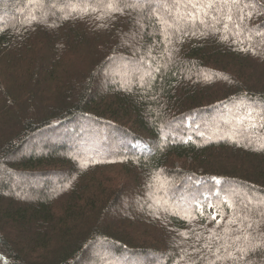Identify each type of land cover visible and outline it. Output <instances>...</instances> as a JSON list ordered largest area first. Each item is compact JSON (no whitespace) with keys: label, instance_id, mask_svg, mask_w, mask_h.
Listing matches in <instances>:
<instances>
[{"label":"trees","instance_id":"trees-1","mask_svg":"<svg viewBox=\"0 0 264 264\" xmlns=\"http://www.w3.org/2000/svg\"><path fill=\"white\" fill-rule=\"evenodd\" d=\"M140 1L0 0V63H26L0 72V123L19 132L0 143V264H264V207L238 200L264 199V0ZM66 57H88L85 75H59ZM16 75L28 88L8 93L2 81ZM44 81L65 88L53 104L36 101ZM53 129L71 134L45 144ZM117 170L139 199L127 219L160 229L161 248L130 246L101 226L126 191L106 193L96 174ZM85 193L103 194L100 210L74 236L70 222L95 211ZM67 220L57 234L70 238L39 258L46 232Z\"/></svg>","mask_w":264,"mask_h":264},{"label":"rangeland","instance_id":"rangeland-1","mask_svg":"<svg viewBox=\"0 0 264 264\" xmlns=\"http://www.w3.org/2000/svg\"><path fill=\"white\" fill-rule=\"evenodd\" d=\"M76 2V1H75ZM134 3H136L137 5H143V3L145 1H140V0H133ZM249 6H252V4H249ZM153 8H155V10H163V6L158 2L156 5L154 4V6H152ZM165 10V9H164ZM264 31V30H263ZM253 33H256V31H254ZM38 42L35 43V46H37ZM79 57V56H78ZM66 57L63 58L62 61V66L64 65L66 67L65 71H62L61 68H59V75H61L62 77H64L65 79L68 78L63 72H67L69 74H74L76 73L74 70H76L77 68L82 69L83 71V76L85 75V70H87V65H88V57ZM24 66H26V63H18V65L15 67L14 66H7L3 63H0V72L3 73V75L5 74H10V70H14L16 71V73H18L19 71H25ZM15 67V68H14ZM14 68V69H12ZM139 72V71H138ZM25 75V73H23ZM69 75V77L71 76ZM105 75V74H104ZM7 76V75H5ZM14 78L16 79H9L8 78L4 79L2 81V83L8 88L9 92L8 93H18L19 91L23 92L28 88V84H25V86L23 87V79H21V76L18 77L17 75L14 76ZM64 79V80H65ZM64 80L62 83H64ZM2 87L0 86V98L3 94V90H1ZM65 90V88L62 86H60V84L56 83V82H46L44 81V83H42L41 85L37 86L35 88V93L38 95V99L36 101L41 100L44 103L47 104H53L54 98L56 93H63ZM102 90V89H101ZM1 100V99H0ZM15 106H13L14 108ZM2 112V110H1ZM71 132V130H62V129H53L50 130V132L46 135H44V137L46 139L45 140V144H51L54 143L56 141H54L55 139H57L58 137H66L67 135H69V133ZM18 127H17V123L15 122H11V121H7L4 123H0V143H3V140L6 138V135L8 134V139H10V134H18ZM71 134V133H70ZM256 134V133H255ZM102 137H105V134H101ZM2 137V138H1ZM43 137V138H44ZM52 137V138H50ZM88 138V137H86ZM61 138H59L58 140L62 141ZM262 140V142H264V139H260ZM36 142V139L33 140ZM84 157V156H83ZM175 167H179L180 165H185V167L187 168V165L189 164V161L186 160H179V161H175L173 162ZM223 164L226 166L233 164V163H228L227 161H223ZM53 169H56L57 167H52ZM119 167H116L113 170L118 169ZM62 169V168H61ZM1 170V169H0ZM97 178H99L100 176H103L104 178L101 179V181L103 182V184L105 185V187L103 188L104 191H106V193L110 192L115 193L113 196L120 194L121 191H126L125 193V198L123 201V204L119 207V209H117L116 212H114L112 219H110L108 216L106 217V220H104L101 224V226H105L108 225V234L111 236H113L115 239H119L121 241H124L128 244H130V246H137V247H142V246H146V247H152V248H161L160 246H158L157 244L159 243L160 238V234H161V230L148 226L147 223L145 222H137L134 219H127L128 216V209H134L133 212H135L136 208H137V201L139 200L137 195H134V188H132V186L130 185V181L128 180V177L126 175H124L123 173H120L119 170L117 171H112L111 173H103V174H96ZM133 175L131 174V177ZM108 179V180H105ZM105 180V181H104ZM129 181V182H128ZM57 183V178H49L48 180V184L52 185L51 187H54ZM126 183H128V185H126ZM29 187L33 188V189H37L41 190L45 187L40 188L41 186H43L40 183H32L31 181L28 182ZM40 186V187H39ZM128 186V187H126ZM25 197H29V196H34V193H31V191H27L25 188ZM103 194L102 193H94L91 195V193L87 194L85 193L84 196L86 197H92L94 196V200L95 203L93 205V209L95 210L94 213L91 215V217L88 216V220H85L83 222H81L79 224V226H77V224L71 223V226H75V231L71 234L74 236H78L81 235L84 231H87V229L89 227H91V225L93 223H95L96 221V214L97 212H99L100 207L99 204L97 203V200L99 199V197H101ZM97 196V198L95 197ZM250 197H248V195H244V194H239L238 195V200L244 201V202H249L251 205L255 206L256 208H261L264 207V199H261L260 197H257V195H255L252 199H249ZM62 206V202H56L54 203V211L56 213H60V208ZM177 206H180L179 204H177ZM58 210V211H57ZM109 218V219H108ZM123 220V221H119ZM111 220V224L108 223V221ZM69 220L65 221L60 227H53L52 230H48L46 232V235L50 237L49 239V244L46 245V247H44L43 250H39L36 254H40V256H38L41 259H50L51 257H53V255H55L57 252V249L59 248L58 246L62 245L60 243V241L64 240V239H68L70 238L71 235H69L68 231L66 232V235L68 236H63V235H59L57 234V231H59L60 228H65L70 226L68 224ZM68 228H66L67 230ZM80 230V232L78 233V231ZM10 233L13 235V237H17L16 233L17 231H11L9 230ZM83 231V232H82ZM78 233V234H77ZM15 237V239H17ZM91 251V250H90ZM89 255H91L89 253ZM96 254L93 253L92 256H95ZM37 257V258H38ZM134 261V260H132Z\"/></svg>","mask_w":264,"mask_h":264},{"label":"snow or ice","instance_id":"snow-or-ice-1","mask_svg":"<svg viewBox=\"0 0 264 264\" xmlns=\"http://www.w3.org/2000/svg\"><path fill=\"white\" fill-rule=\"evenodd\" d=\"M188 2L191 3L193 8H197V9L205 7V6L208 8L214 7L217 2L221 3L222 5H229V6H238L240 4V0H188ZM108 7L112 8L113 5L109 4ZM241 11H242V9H241ZM249 15H251V13H249ZM188 16L194 19L196 17V14L190 12V13H188ZM226 18L228 20H231V15H228ZM242 18L243 17H241V19ZM165 23H167V22L165 21ZM225 27H227V25H225ZM249 115H251V114L249 113ZM211 218L214 220L216 219L215 215H213ZM234 222L235 221H232V223H234ZM249 227H251V225H249ZM261 234L264 235V233H261ZM241 252H242V255H241L240 259H244L243 253H245V250L241 249Z\"/></svg>","mask_w":264,"mask_h":264}]
</instances>
